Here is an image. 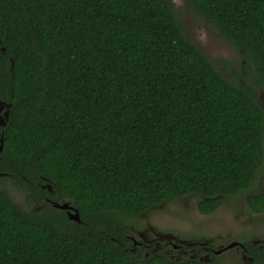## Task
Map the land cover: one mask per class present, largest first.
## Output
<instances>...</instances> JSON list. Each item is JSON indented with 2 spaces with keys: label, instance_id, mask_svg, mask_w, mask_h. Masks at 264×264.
I'll return each instance as SVG.
<instances>
[{
  "label": "trees",
  "instance_id": "obj_1",
  "mask_svg": "<svg viewBox=\"0 0 264 264\" xmlns=\"http://www.w3.org/2000/svg\"><path fill=\"white\" fill-rule=\"evenodd\" d=\"M188 3L252 83L216 70L173 0H0V172L41 205L0 185V264H264L252 244L227 263L127 242L132 217L188 194L211 212L264 162V0ZM246 203L263 209L264 193Z\"/></svg>",
  "mask_w": 264,
  "mask_h": 264
},
{
  "label": "rangeland",
  "instance_id": "obj_2",
  "mask_svg": "<svg viewBox=\"0 0 264 264\" xmlns=\"http://www.w3.org/2000/svg\"><path fill=\"white\" fill-rule=\"evenodd\" d=\"M173 2L187 35L202 49L216 70L226 79L237 84L252 83L250 77L244 76L237 48L224 39L215 26L196 14L188 0H173ZM258 90L259 103L264 107V86H260ZM1 112L3 113V109ZM0 185L16 205L31 211L41 207L36 203H28L24 189L14 186L10 177L1 172ZM258 191H264V162L251 185L234 195L225 196L223 203L208 215L200 214L197 211V202L200 197L197 194H188L163 201L129 220L127 235L136 236L150 245L146 253L145 251L138 253L135 247L130 250L136 251L137 255L145 253L144 256H148L152 253L151 251L163 248L166 249L169 256L176 257L174 254L182 252L184 248L182 251H175L167 242L165 247V241H183L182 238L188 237L195 241L201 237L207 239L211 235H220L221 237L229 235L231 240H264V210L260 213H253L248 209L245 201L248 194ZM150 247L152 249L149 250ZM236 250L228 251L215 260L235 263L247 259L241 255L238 248ZM190 253L192 251H188L187 255L180 256L179 259L189 258ZM201 259L207 261L205 258Z\"/></svg>",
  "mask_w": 264,
  "mask_h": 264
},
{
  "label": "flooded vegetation",
  "instance_id": "obj_3",
  "mask_svg": "<svg viewBox=\"0 0 264 264\" xmlns=\"http://www.w3.org/2000/svg\"><path fill=\"white\" fill-rule=\"evenodd\" d=\"M263 140H264V138H263ZM263 146H264V143H263ZM260 168L261 167H259V170H260ZM254 180H253V182H254ZM258 193H264V191H258V192H254L251 194H258ZM251 194H248V195H251ZM245 201H246V199H245ZM222 203H223V201L219 205H217V207L214 210H212L211 212H207V213L199 210L197 207L196 208L200 214L208 215V214L214 212ZM246 205H247V203H246ZM248 209L253 213H260L264 210V207H263V209H261L259 211L251 210L250 207H248ZM127 238H128L127 242L130 244V248L135 247L136 251L138 253H140L142 251H145V253H146L147 248L150 246L147 242L137 238L136 236L127 235ZM227 239H230L229 235H226L224 237H221L220 235H216V236L211 235L207 239H205L204 237H201V239H198L195 241H193V239L191 237H188L186 239L182 238L181 240H183V241L173 242L171 240H167V241H165L164 244L166 247V245H167L166 242H167L168 245L169 246L171 245L172 249L175 251H182V248H184V250L182 252H180L178 254H174L176 257H174L173 255L170 257H174V258L178 257L179 258L180 256L187 255L188 251H192V253L189 254V258H197L199 260H202L201 258H205L207 261H214L217 257H219V256L222 257V255L227 253L228 251H237L236 249L238 248V251H240L241 255H243L247 258L246 260H242V262H247V261L252 259V256L249 254V249H248L249 244H252L259 249L264 248V240L248 239V241H243V240H231V239L227 240ZM218 240H222V241H218ZM150 249H152V248L150 247L149 250ZM158 251H162L168 255L166 249L159 248ZM151 252L154 253L157 251H151ZM145 253H143V255H145ZM237 257H238V254H237ZM203 261H205V260H203Z\"/></svg>",
  "mask_w": 264,
  "mask_h": 264
},
{
  "label": "water",
  "instance_id": "obj_4",
  "mask_svg": "<svg viewBox=\"0 0 264 264\" xmlns=\"http://www.w3.org/2000/svg\"><path fill=\"white\" fill-rule=\"evenodd\" d=\"M2 50L3 47H1ZM9 103H5L4 101H0V111L3 109V113L0 114V125H4L5 120L8 116V112H9ZM2 146V138H0V149ZM49 188V187H48ZM53 206L60 208L62 210H66L67 216L74 221H79L80 220V215L78 210L71 204H69L68 201H63V202H59V201H52ZM133 249H131L132 251Z\"/></svg>",
  "mask_w": 264,
  "mask_h": 264
}]
</instances>
